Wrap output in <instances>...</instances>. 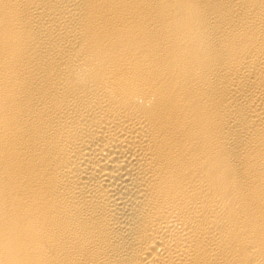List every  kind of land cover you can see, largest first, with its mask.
I'll list each match as a JSON object with an SVG mask.
<instances>
[{
  "label": "bare ground",
  "instance_id": "obj_1",
  "mask_svg": "<svg viewBox=\"0 0 264 264\" xmlns=\"http://www.w3.org/2000/svg\"><path fill=\"white\" fill-rule=\"evenodd\" d=\"M0 264H264V0H0Z\"/></svg>",
  "mask_w": 264,
  "mask_h": 264
}]
</instances>
